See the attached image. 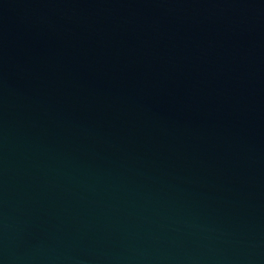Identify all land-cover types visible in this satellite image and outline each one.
Masks as SVG:
<instances>
[{
	"label": "water",
	"instance_id": "1",
	"mask_svg": "<svg viewBox=\"0 0 264 264\" xmlns=\"http://www.w3.org/2000/svg\"><path fill=\"white\" fill-rule=\"evenodd\" d=\"M0 264H264V0H0Z\"/></svg>",
	"mask_w": 264,
	"mask_h": 264
}]
</instances>
